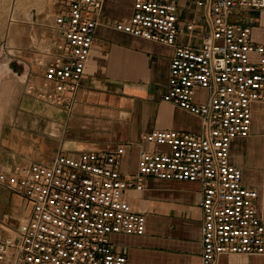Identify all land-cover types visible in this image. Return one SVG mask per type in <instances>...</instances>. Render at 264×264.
Wrapping results in <instances>:
<instances>
[{
	"label": "built area",
	"instance_id": "built-area-1",
	"mask_svg": "<svg viewBox=\"0 0 264 264\" xmlns=\"http://www.w3.org/2000/svg\"><path fill=\"white\" fill-rule=\"evenodd\" d=\"M45 1L54 7L56 39L36 62L39 81L27 74L24 92L69 110L104 0ZM197 6L208 30L196 44L194 22L179 24L177 0H132V14L113 28L173 48L162 101L199 117L203 130L147 132L142 141L151 149L138 152L134 172L120 147L60 152L49 164L1 173L0 184L23 198L28 213L0 238V264H129L109 237L144 234V215L124 194L142 191L148 178L199 184L200 264H215L221 254L264 253L257 192L242 185L241 170L229 161L231 142L249 135L252 104L264 103V45L251 40L248 26L228 21L231 10H262L264 0H198Z\"/></svg>",
	"mask_w": 264,
	"mask_h": 264
},
{
	"label": "crops",
	"instance_id": "crops-1",
	"mask_svg": "<svg viewBox=\"0 0 264 264\" xmlns=\"http://www.w3.org/2000/svg\"><path fill=\"white\" fill-rule=\"evenodd\" d=\"M197 1L177 0L180 26L194 22L193 44L208 30ZM131 14L132 0H104L69 110L21 90L20 105L8 110L0 126V174L19 165L49 164L60 152H111L120 147L130 169L141 149H151L142 141L147 132L203 130L199 117L162 101L173 48L113 28ZM228 21L248 26L251 40L264 45V9L231 10ZM12 70L17 71L14 66ZM18 72L24 80L28 68L20 66ZM251 113L249 135L231 142L229 161L241 170L242 185L257 192L256 212L264 225V103L252 104ZM124 197L144 215V234L110 235L115 253L129 264H200L199 184L148 178L142 191H128ZM27 213L23 198L0 184V238ZM215 264H264V253L221 254Z\"/></svg>",
	"mask_w": 264,
	"mask_h": 264
},
{
	"label": "rangeland",
	"instance_id": "rangeland-1",
	"mask_svg": "<svg viewBox=\"0 0 264 264\" xmlns=\"http://www.w3.org/2000/svg\"><path fill=\"white\" fill-rule=\"evenodd\" d=\"M53 12L54 7L45 0H0V88L6 80L15 81L9 87V109L21 103L24 80L18 72L20 66L28 68L30 80L36 81L41 74L36 62L46 58L56 39L51 26ZM12 66L17 71L13 72ZM133 164L130 172L135 171V161Z\"/></svg>",
	"mask_w": 264,
	"mask_h": 264
},
{
	"label": "bare ground",
	"instance_id": "bare-ground-1",
	"mask_svg": "<svg viewBox=\"0 0 264 264\" xmlns=\"http://www.w3.org/2000/svg\"><path fill=\"white\" fill-rule=\"evenodd\" d=\"M12 82V81H11ZM8 80L4 81L2 87L0 88V125L3 119V115L8 112L7 105L11 102V96L9 95L10 83ZM15 81H13L14 85Z\"/></svg>",
	"mask_w": 264,
	"mask_h": 264
}]
</instances>
